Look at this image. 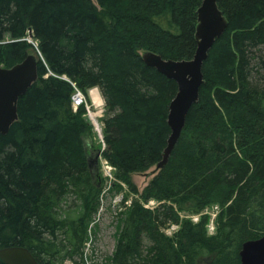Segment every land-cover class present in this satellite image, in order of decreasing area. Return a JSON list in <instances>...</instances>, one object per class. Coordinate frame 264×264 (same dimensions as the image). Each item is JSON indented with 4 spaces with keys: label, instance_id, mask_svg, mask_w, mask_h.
Listing matches in <instances>:
<instances>
[{
    "label": "trees",
    "instance_id": "1",
    "mask_svg": "<svg viewBox=\"0 0 264 264\" xmlns=\"http://www.w3.org/2000/svg\"><path fill=\"white\" fill-rule=\"evenodd\" d=\"M204 0H0V65L34 54L38 81L0 135V249L28 248L40 264H80L102 184L73 97L105 99L104 159L114 186L163 159L178 85L141 52L191 60ZM229 21L204 64L205 83L167 166L121 214L110 264H241L264 235V0H219ZM30 29L34 37L30 40ZM218 206L215 235L208 208ZM183 214L201 215L198 223ZM179 225L173 237L163 233ZM0 264H6L0 259Z\"/></svg>",
    "mask_w": 264,
    "mask_h": 264
},
{
    "label": "water",
    "instance_id": "2",
    "mask_svg": "<svg viewBox=\"0 0 264 264\" xmlns=\"http://www.w3.org/2000/svg\"><path fill=\"white\" fill-rule=\"evenodd\" d=\"M218 2L219 0H204L198 10V47L193 59L167 60L151 51L142 54V59L148 66L174 80L178 85V92L170 104L168 122L172 133L168 145L162 161L155 166L151 174L146 175L156 176L167 166L185 129L188 114L199 101L200 90L205 83L204 64L216 40L229 27V21L220 10ZM30 37H34L32 29ZM38 79V60L35 55H29L12 68L0 65V135H7L12 125L19 120V100ZM101 155L102 151H99L96 163H99ZM240 258L241 264H264V235L259 239L244 242ZM0 259L6 264H40L28 248L20 246L0 249Z\"/></svg>",
    "mask_w": 264,
    "mask_h": 264
},
{
    "label": "rangeland",
    "instance_id": "3",
    "mask_svg": "<svg viewBox=\"0 0 264 264\" xmlns=\"http://www.w3.org/2000/svg\"><path fill=\"white\" fill-rule=\"evenodd\" d=\"M143 53L144 52H141V55ZM101 99L103 101L104 98ZM101 99H98L97 97L95 98L93 95L88 99L91 107L88 121L92 125V129L90 135L86 138V144L90 156L93 159L97 157L99 151H103L106 148L103 134V119L106 116V109L103 103L104 101L101 102ZM99 165L100 184H102L100 207L89 226L87 240L83 248L85 252V260L80 264L111 263L118 244L119 228L121 227V214L131 208L135 201L140 200V196L143 194L145 188L155 177V175H146L151 174V172L155 170V167L148 170L147 173H133L130 175L132 185L128 187V185L121 182L122 188H119L114 186V183L116 182L114 176L115 170L107 163L104 157H102ZM141 203L145 208L150 210H155L160 205L156 200H151L147 203L141 201ZM218 212V206H213L203 213L209 216L210 222L208 224V233L210 236L215 235ZM183 218L198 223L202 216L183 214ZM178 231H180V226L175 224L163 229V233L169 237H173ZM64 264L74 263L67 261ZM200 264L206 263L202 262Z\"/></svg>",
    "mask_w": 264,
    "mask_h": 264
},
{
    "label": "built area",
    "instance_id": "4",
    "mask_svg": "<svg viewBox=\"0 0 264 264\" xmlns=\"http://www.w3.org/2000/svg\"><path fill=\"white\" fill-rule=\"evenodd\" d=\"M85 99L84 97L81 95V94H78L76 97H75V105L76 106H79L81 105L82 103H84Z\"/></svg>",
    "mask_w": 264,
    "mask_h": 264
},
{
    "label": "bare ground",
    "instance_id": "5",
    "mask_svg": "<svg viewBox=\"0 0 264 264\" xmlns=\"http://www.w3.org/2000/svg\"><path fill=\"white\" fill-rule=\"evenodd\" d=\"M32 39H33V38H32ZM92 95H93V97H95V98L97 97L98 99H101V95H100L98 92H96V91L93 92ZM101 102H103L102 99H101Z\"/></svg>",
    "mask_w": 264,
    "mask_h": 264
}]
</instances>
